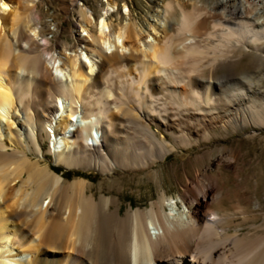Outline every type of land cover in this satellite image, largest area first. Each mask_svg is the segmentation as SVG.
Segmentation results:
<instances>
[{
  "label": "bare ground",
  "instance_id": "1",
  "mask_svg": "<svg viewBox=\"0 0 264 264\" xmlns=\"http://www.w3.org/2000/svg\"><path fill=\"white\" fill-rule=\"evenodd\" d=\"M79 2L67 41L40 0H0V264H264V213L259 224L260 209L225 207L219 177L264 139V0H168L144 23L127 0L99 16ZM60 97L58 133L75 129L78 105L86 127L55 153ZM96 110L103 139L90 148L79 137ZM230 137L241 145L207 151L177 197L124 208L115 176Z\"/></svg>",
  "mask_w": 264,
  "mask_h": 264
},
{
  "label": "rangeland",
  "instance_id": "2",
  "mask_svg": "<svg viewBox=\"0 0 264 264\" xmlns=\"http://www.w3.org/2000/svg\"><path fill=\"white\" fill-rule=\"evenodd\" d=\"M121 6L126 0H117ZM131 3L133 19L144 23L147 19L155 17L157 9L168 0H127ZM80 5L91 7L95 10L96 14L102 15L105 13L107 5L106 0H80ZM73 0H40V7L43 16L50 17L48 21L57 23L62 31V40H72V30L75 27L74 12L71 5ZM117 14V11L115 12ZM116 23H125L126 17H115ZM157 133L158 130H157ZM160 134V133H159ZM241 139L230 137L221 142L211 141L204 142V146H195L193 148L178 149L173 152L162 164L156 166L158 172H131L123 176H115L120 181H123V191L121 195L124 198V208L129 207V203L148 205L150 201L157 199L163 190H166L170 196L177 197L183 191V185L187 181V176L193 175L198 168L205 169V166L210 162V157L207 151H213L222 147L225 143L226 146H240ZM241 148L244 152V157L236 169H224V173L220 175L221 181L226 192V199L223 204L225 207L231 205L237 200L247 205L251 209H260L258 214L251 215L250 222H262V213H264V139L257 137L254 140L245 141L242 143ZM59 171H66L62 166L53 164ZM211 170L213 168L210 167ZM116 172L123 174L120 168H116ZM66 174H86L93 178V182L99 183L103 177L98 172L72 169L66 171ZM119 185H117L118 188ZM247 190L246 198H236V192L240 190ZM257 202L261 206H257ZM251 211V210H249ZM237 221H242L239 219ZM249 227V224L246 226Z\"/></svg>",
  "mask_w": 264,
  "mask_h": 264
}]
</instances>
